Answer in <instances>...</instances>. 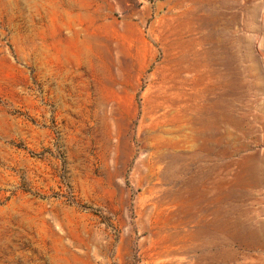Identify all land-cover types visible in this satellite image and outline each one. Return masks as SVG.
Instances as JSON below:
<instances>
[{"label": "rangeland", "instance_id": "1", "mask_svg": "<svg viewBox=\"0 0 264 264\" xmlns=\"http://www.w3.org/2000/svg\"><path fill=\"white\" fill-rule=\"evenodd\" d=\"M0 264H264V0H0Z\"/></svg>", "mask_w": 264, "mask_h": 264}]
</instances>
